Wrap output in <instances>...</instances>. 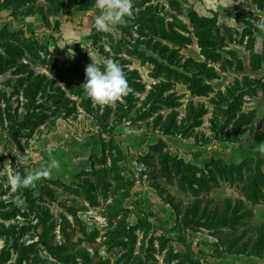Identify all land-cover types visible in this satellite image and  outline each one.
<instances>
[{
    "label": "rangeland",
    "instance_id": "rangeland-1",
    "mask_svg": "<svg viewBox=\"0 0 264 264\" xmlns=\"http://www.w3.org/2000/svg\"><path fill=\"white\" fill-rule=\"evenodd\" d=\"M99 11L0 0V264H264V0ZM91 58L120 100L85 95Z\"/></svg>",
    "mask_w": 264,
    "mask_h": 264
},
{
    "label": "clouds",
    "instance_id": "clouds-1",
    "mask_svg": "<svg viewBox=\"0 0 264 264\" xmlns=\"http://www.w3.org/2000/svg\"><path fill=\"white\" fill-rule=\"evenodd\" d=\"M96 7L100 10L95 17L94 28L98 32L108 33L112 27L122 23L126 17L132 16L133 0H96ZM86 67V79L82 86L85 95L94 103L106 106L120 100L129 91L126 74L118 61L109 59L106 63L94 62ZM41 170L37 174H17L12 178V186L23 188L34 185L41 176L51 174V168Z\"/></svg>",
    "mask_w": 264,
    "mask_h": 264
}]
</instances>
